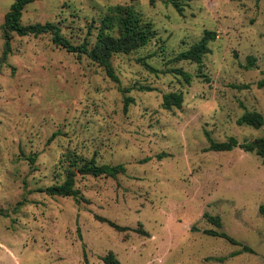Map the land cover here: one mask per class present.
I'll list each match as a JSON object with an SVG mask.
<instances>
[{
  "label": "rangeland",
  "instance_id": "1",
  "mask_svg": "<svg viewBox=\"0 0 264 264\" xmlns=\"http://www.w3.org/2000/svg\"><path fill=\"white\" fill-rule=\"evenodd\" d=\"M13 2L0 0V264H108L110 252L119 264H264V157L239 146L210 150L211 140L264 133L238 123L248 110L264 114V0H192L184 14L169 0H35L25 7L24 24L55 22L80 45L95 40L90 25L109 6L135 5L161 40L114 56L119 82L50 33H14L7 51L1 26ZM205 29L218 33L204 58L208 78L198 76L196 63L168 64ZM142 57L159 69L182 67L192 82L153 73ZM126 87L134 98L127 111ZM172 91L183 92L182 108L162 106ZM70 153L123 163L126 172L79 175L80 201L39 191L64 180ZM205 213L220 216L222 226Z\"/></svg>",
  "mask_w": 264,
  "mask_h": 264
},
{
  "label": "trees",
  "instance_id": "2",
  "mask_svg": "<svg viewBox=\"0 0 264 264\" xmlns=\"http://www.w3.org/2000/svg\"><path fill=\"white\" fill-rule=\"evenodd\" d=\"M35 0H14L9 11L5 14L4 22L1 26L3 37L5 39L6 50L11 48V40L13 34L20 36L35 35L39 36L44 33L52 35L53 42L69 52L77 54L79 57L85 55L92 62L102 67L107 76L112 80L119 82L113 58L119 54H130L137 50L147 47L154 39L161 40L158 37L159 32L154 23L145 19L142 12L136 9L133 4H116L109 6L99 18L94 20L90 25L91 30H96L95 40L92 42L90 38L85 40L80 45H75L63 33L62 28L55 22L24 24L22 22L23 12L25 7ZM192 0H169L180 14H184L185 7ZM218 33L215 30L205 29L203 35L188 48L174 54L167 60L168 64H177L181 61H189L198 65V76L208 78L203 72L205 65L204 58L209 54L211 43L216 40ZM6 51V52H7ZM165 49L163 50V52ZM169 55V54H168ZM166 56V54L164 55ZM253 57L249 56L250 64L253 65ZM140 62L153 73H174L180 76L186 83L192 82V74L184 70L182 67L170 66L165 69H159L152 65L145 57L139 59ZM167 64V65H168ZM264 85V82L261 83ZM131 87L122 89L125 94L124 109L127 111L134 98L127 95L131 91ZM140 90H153L150 86H139ZM184 103V94L181 91H172L163 95L162 106L165 109L182 108ZM239 124H246L255 128H262L264 131V114L257 110H248L238 118ZM240 147L247 152H255L264 157V133L252 140L239 142L236 137H231L228 141L216 142L211 140L210 150L214 151H230L234 147ZM68 163L64 166L65 178L60 183H55L47 187H40L38 190L45 192L50 196H71L77 201L84 199L80 190L76 187L77 177L80 176H111L116 177L119 174L126 172V166L123 163L111 165L100 164L95 157L87 158L78 153H70L67 156ZM34 161V158L32 159ZM210 221L218 226H222L220 216H212L208 213L204 214ZM104 222H107L112 227L120 231L130 230L128 226H121L106 217L99 216ZM145 233V230H142ZM205 233L222 236L234 244L240 242L224 231L215 229H205ZM244 249H249L244 245ZM108 264H119V260L115 258L113 252H110L104 257Z\"/></svg>",
  "mask_w": 264,
  "mask_h": 264
}]
</instances>
